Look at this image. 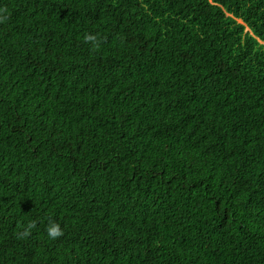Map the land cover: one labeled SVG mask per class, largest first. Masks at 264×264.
I'll return each mask as SVG.
<instances>
[{
	"label": "trees",
	"instance_id": "16d2710c",
	"mask_svg": "<svg viewBox=\"0 0 264 264\" xmlns=\"http://www.w3.org/2000/svg\"><path fill=\"white\" fill-rule=\"evenodd\" d=\"M0 264H264V0H0Z\"/></svg>",
	"mask_w": 264,
	"mask_h": 264
},
{
	"label": "clouds",
	"instance_id": "9594fccd",
	"mask_svg": "<svg viewBox=\"0 0 264 264\" xmlns=\"http://www.w3.org/2000/svg\"><path fill=\"white\" fill-rule=\"evenodd\" d=\"M86 40L94 41L95 37L94 36H87ZM32 226H34V225H32ZM46 231H47L48 237L51 239H56L63 234V230L58 223H50L48 225Z\"/></svg>",
	"mask_w": 264,
	"mask_h": 264
}]
</instances>
